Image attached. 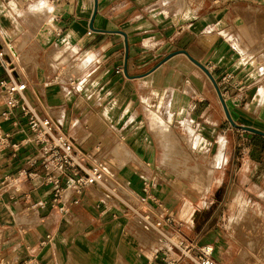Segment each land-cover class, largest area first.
I'll return each instance as SVG.
<instances>
[{
  "label": "crops",
  "instance_id": "1",
  "mask_svg": "<svg viewBox=\"0 0 264 264\" xmlns=\"http://www.w3.org/2000/svg\"><path fill=\"white\" fill-rule=\"evenodd\" d=\"M1 35L27 105L116 171L117 186L56 199L39 147L0 150V264H155L169 236L213 248L216 264L260 250L241 242L260 225L232 226L264 217V142L244 129L264 132V0H0ZM5 80L1 68L0 111ZM27 125L20 106L4 127L21 143ZM185 137L184 156L173 146ZM199 165L212 176L168 173Z\"/></svg>",
  "mask_w": 264,
  "mask_h": 264
},
{
  "label": "built area",
  "instance_id": "2",
  "mask_svg": "<svg viewBox=\"0 0 264 264\" xmlns=\"http://www.w3.org/2000/svg\"><path fill=\"white\" fill-rule=\"evenodd\" d=\"M1 68L4 69L7 80L2 82L5 108L0 111V150L12 149L17 153L21 147L28 144L39 147L42 153L41 176L44 183L53 187L56 199H61L68 190L79 198L85 190L104 184L106 179L100 166L89 165L80 158L72 139L66 133L57 130L49 118L39 116L27 105L25 100L27 84L16 76L14 65L2 50H0ZM20 106L33 137L21 143H14L12 133L4 127V124L12 121L16 109ZM36 176V173L28 174V177ZM66 176L70 178L69 185L63 186L62 178ZM144 187L145 190L149 189V183L145 182ZM212 256L213 248L209 246L194 248L183 238L176 237L175 242L170 241V247L158 253L155 264H179L182 259H188L194 264H216Z\"/></svg>",
  "mask_w": 264,
  "mask_h": 264
},
{
  "label": "rangeland",
  "instance_id": "3",
  "mask_svg": "<svg viewBox=\"0 0 264 264\" xmlns=\"http://www.w3.org/2000/svg\"><path fill=\"white\" fill-rule=\"evenodd\" d=\"M1 37L2 38H4L2 35H1ZM3 40V39H2ZM8 43V42H7ZM5 45V47L7 48L6 49V52L8 51L11 55H12V57H13V53L15 54V52H14V48L12 47V45L11 44H4ZM10 47V48H9ZM14 61H15V63L17 64V61H16V59H14ZM4 96V95H3ZM4 99V98H3ZM5 101V100H4ZM28 126V125H27ZM252 135L253 136H255L256 138H258V139H260L261 141H263L264 142V136L262 137L261 135H258V134H253L252 133ZM251 135V136H252ZM168 139V144L170 145L171 143H174L175 142V140H172L171 138H169V137H167ZM182 141L183 142H185L188 146H190V147H192L193 146V142H192V139H189V138H184L183 140L182 139H178L177 138V145H174L173 147H177L178 146V150L180 151V152H182V155H184L185 154V149H184V146H183V144H182ZM176 143V142H175ZM182 144V145H181ZM259 145L260 144H258V147H259ZM252 144L251 143H249V141H247L246 140V145H245V147H242L241 148V150H240V152H238L237 153V157L239 158V161L238 160H235V163H236V165L238 164V162H240V163H243V161H244V159H247L248 160V158L250 157V154H249V151H248V149H252ZM245 149H246V152H245ZM189 152H191V149L189 150ZM78 154H79V156H80V158H82L83 160H86L87 162H89L91 165H98L97 163H95L94 162V160L93 159H91V158H88L87 156H84L79 150H78ZM185 156V155H184ZM179 157V156H178ZM187 157H189L190 158V155L188 154L187 155ZM179 159H181V158H178V160ZM261 159H262V161H263V165H264V156H262L261 157ZM182 160V162L181 163H179L178 161H177V164L178 165H176L177 167H188L189 168V163H193V159L191 160H186V159H181ZM176 162V161H175ZM187 164V165H186ZM100 166V168H101V170L103 171V174H104V176H105V179H106V182L105 183H107L108 184V186L112 189V190H116V188L114 187H112V186H110L109 185V183H113L115 186H117V184L115 183V181H116V179H115V174H116V171H113V170H111V168H110V166L108 165V164H104V162H103V164H101V165H99ZM197 168H195L194 169V167H190L191 169H178V170H173V171H171V172H168L173 178H175V179H177V180H182V181H186V182H188V181H194L195 180V178H198V176L200 175V174H203L201 177H200V179L199 180H204L205 178H210L211 176H212V172L211 171H206V170H204V171H202L201 170V166L199 165V166H196ZM110 171L111 173H112V171H113V173L110 175V174H108L107 173V171ZM114 174V175H113ZM197 176V177H196ZM213 176H215L218 180H220L219 179V177L221 176V171H216V170H214V175ZM219 182V181H218ZM218 182H215V184L216 183H218ZM214 184V183H213ZM192 187H186V189L187 190H189V189H191ZM195 188V187H194ZM193 188V190H191V191H195L196 190V188L194 189ZM175 189V188H174ZM178 189V188H177ZM264 189V188H263ZM221 190L223 191V188L222 189H218V190H216V191H214L212 194H209V196H208V198H217V196H219V198H222V193L223 192H221ZM195 192H197V191H195ZM191 193V192H190ZM228 193H229V191H227V195H226V197L228 198ZM200 196H201V198H204L205 196H206V192H203V190L201 191V193L199 194ZM263 197H264V193H263ZM246 208H247V210L249 211V210H253L252 208H251V206H246ZM255 220V221H254ZM251 222H249V220H242L240 223H238V224H234L232 227H235V229L237 228H245V226H246V228L248 227V226H250L251 228L253 227V225H254V223H256V224H258V225H260L262 228H263V231H262V233L260 234V236H258L257 237V235H252V234H249V235H247L246 236V239L245 240H243V241H241V238L243 239V236H237V238L239 239V241H241V242H243L242 244H244L245 245V247H247V248H251V249H253V246H254V243H258V247H260V250H263V252H262V262L264 263V217H262V218H257V219H251L250 220ZM158 224H163L162 223V221H158V222H156L155 223V226L156 227H161V226H158ZM236 232H237V230H236ZM175 240H176V238L175 237H173ZM257 246H256V248H258ZM260 250H256V251H254V250H247V251H243L242 252V254H241V258H243L244 260V262H245V264H253L254 263V260H256L255 261V263L257 264V258H255V256L253 255V254H256L258 257H260V254H259V251ZM253 255V256H252ZM245 259H246V261H245ZM259 264V263H258Z\"/></svg>",
  "mask_w": 264,
  "mask_h": 264
},
{
  "label": "bare ground",
  "instance_id": "4",
  "mask_svg": "<svg viewBox=\"0 0 264 264\" xmlns=\"http://www.w3.org/2000/svg\"><path fill=\"white\" fill-rule=\"evenodd\" d=\"M3 39V40H2ZM0 40L2 41V43L3 44H8L7 43V41L4 39V38H2V37H0ZM10 48V47H9ZM15 57V54L13 53V58ZM174 236H169V237H167V240H168V242L166 241H164V243H161L160 245H159V247H158V249H157V252H158V250L161 248V247H170L169 246V244L168 243H170V241H172V242H175L176 240L173 238ZM176 238V237H175ZM156 252V253H157Z\"/></svg>",
  "mask_w": 264,
  "mask_h": 264
},
{
  "label": "water",
  "instance_id": "5",
  "mask_svg": "<svg viewBox=\"0 0 264 264\" xmlns=\"http://www.w3.org/2000/svg\"><path fill=\"white\" fill-rule=\"evenodd\" d=\"M244 129L246 131H249V132H252V133H255V134H258V135H261V136H264V132H261L259 130H256V129H253V128H249V127H244Z\"/></svg>",
  "mask_w": 264,
  "mask_h": 264
}]
</instances>
